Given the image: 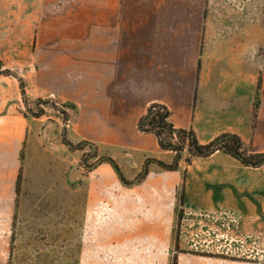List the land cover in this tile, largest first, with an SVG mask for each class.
<instances>
[{"label":"rangeland","instance_id":"rangeland-1","mask_svg":"<svg viewBox=\"0 0 264 264\" xmlns=\"http://www.w3.org/2000/svg\"><path fill=\"white\" fill-rule=\"evenodd\" d=\"M105 26L129 29L121 40L198 38L201 58L264 65V0H0V182L14 177L13 200L0 199V264H264V227L246 236L222 211L192 209L184 183L169 204L148 183L159 160L83 128L86 54Z\"/></svg>","mask_w":264,"mask_h":264},{"label":"crops","instance_id":"crops-1","mask_svg":"<svg viewBox=\"0 0 264 264\" xmlns=\"http://www.w3.org/2000/svg\"><path fill=\"white\" fill-rule=\"evenodd\" d=\"M98 28L103 36L89 43L86 54L87 65L94 66V85L78 109L83 128L92 124L95 142L142 151L168 162L165 159L172 152L160 147L154 133L138 127L150 105L161 103L170 109L176 127L193 129L203 144L223 133H235L253 150L264 152V65L249 67L247 59H238L237 53L201 58L198 38L138 42L116 36L129 34L126 27ZM218 153L194 157L191 163L181 160L175 170L153 163L148 183L170 196L184 183L185 205L199 211H222L227 217L218 220L241 234L246 235L248 227L255 233L263 231L264 166H246L227 154L228 159H220ZM13 180L11 173L0 182L6 186L0 199L7 203L13 200ZM240 242L246 247L257 243L242 236Z\"/></svg>","mask_w":264,"mask_h":264},{"label":"trees","instance_id":"trees-1","mask_svg":"<svg viewBox=\"0 0 264 264\" xmlns=\"http://www.w3.org/2000/svg\"><path fill=\"white\" fill-rule=\"evenodd\" d=\"M259 107L260 100L258 95L255 102V118ZM138 127L142 132L154 133L163 150L177 153L175 160L171 164L159 161V164L169 170L178 169L182 159V152L186 149L193 158H205L217 152H222L230 155L243 165L251 167L264 166V152L253 150L238 134L223 133L212 141L203 144L199 141L193 129L176 127L171 121L170 109L161 103L150 105L147 113L140 118ZM186 161L191 163L192 158H188Z\"/></svg>","mask_w":264,"mask_h":264}]
</instances>
